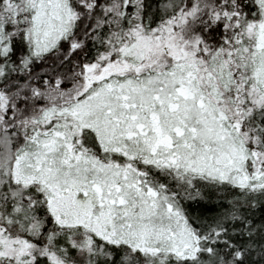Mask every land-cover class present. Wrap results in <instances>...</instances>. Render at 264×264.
Here are the masks:
<instances>
[{
    "label": "snow or ice",
    "instance_id": "1",
    "mask_svg": "<svg viewBox=\"0 0 264 264\" xmlns=\"http://www.w3.org/2000/svg\"><path fill=\"white\" fill-rule=\"evenodd\" d=\"M0 264H264V0H0Z\"/></svg>",
    "mask_w": 264,
    "mask_h": 264
}]
</instances>
